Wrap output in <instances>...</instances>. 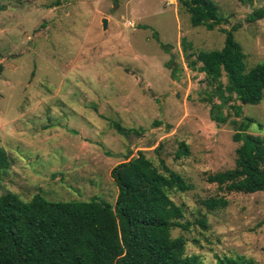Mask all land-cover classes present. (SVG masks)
Returning <instances> with one entry per match:
<instances>
[{
  "label": "rangeland",
  "instance_id": "rangeland-1",
  "mask_svg": "<svg viewBox=\"0 0 264 264\" xmlns=\"http://www.w3.org/2000/svg\"><path fill=\"white\" fill-rule=\"evenodd\" d=\"M213 2L224 19L218 27L237 25L247 67L263 61L264 16H249L264 0ZM218 27L193 26L181 0H0V195L114 203L111 168L143 151L190 185L170 193L190 223L171 231L187 254L203 264L217 256L264 264V191L230 192L207 180L234 167L232 134L244 116L254 119L248 131L264 137V93L258 104L223 100L188 64L223 46ZM181 142L189 153L179 157ZM210 197L228 203L210 210Z\"/></svg>",
  "mask_w": 264,
  "mask_h": 264
},
{
  "label": "trees",
  "instance_id": "trees-1",
  "mask_svg": "<svg viewBox=\"0 0 264 264\" xmlns=\"http://www.w3.org/2000/svg\"><path fill=\"white\" fill-rule=\"evenodd\" d=\"M250 2L251 0H239ZM193 26L208 30L224 20L213 0H181ZM264 16V7L249 16ZM231 28L218 27L225 34L220 49L199 51L188 61L192 69L203 72L215 84L223 100L233 98L242 104H258L264 93V60L247 67L246 54ZM192 54H186L189 59ZM200 63V65H198ZM226 77V82L221 80ZM219 106L211 104L217 120ZM240 107L236 109L239 112ZM254 119L244 116L235 123L232 139L239 142L234 167L209 174L207 180L227 191L253 193L264 191V137L248 131ZM119 131L124 128L117 125ZM181 142L177 156L187 155ZM6 164L0 146V171ZM110 176L117 187L114 203L97 196L80 200H50L35 193L24 201L15 193L0 195V264H203L197 254L186 253V240L172 236L175 228L188 230L182 221L184 208L176 204L171 192H183L189 183L169 168L163 159L159 165L143 151L114 165ZM208 209L227 205L223 197H210ZM197 224L205 228L203 218ZM211 264H256L241 256H217Z\"/></svg>",
  "mask_w": 264,
  "mask_h": 264
},
{
  "label": "water",
  "instance_id": "water-1",
  "mask_svg": "<svg viewBox=\"0 0 264 264\" xmlns=\"http://www.w3.org/2000/svg\"><path fill=\"white\" fill-rule=\"evenodd\" d=\"M102 26H103V28H106V26H107V19L106 18L102 19Z\"/></svg>",
  "mask_w": 264,
  "mask_h": 264
}]
</instances>
